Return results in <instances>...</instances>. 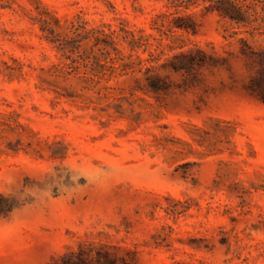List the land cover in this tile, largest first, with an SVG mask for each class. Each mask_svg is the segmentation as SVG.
<instances>
[{"label":"rangeland","instance_id":"rangeland-1","mask_svg":"<svg viewBox=\"0 0 264 264\" xmlns=\"http://www.w3.org/2000/svg\"><path fill=\"white\" fill-rule=\"evenodd\" d=\"M184 2L0 0V264H264V103L162 66L264 50V0L246 25Z\"/></svg>","mask_w":264,"mask_h":264},{"label":"trees","instance_id":"trees-1","mask_svg":"<svg viewBox=\"0 0 264 264\" xmlns=\"http://www.w3.org/2000/svg\"><path fill=\"white\" fill-rule=\"evenodd\" d=\"M199 1H202V9L204 11L214 13L220 19H229L243 25L249 23L248 9L250 8V3H245V0H185L184 4H198ZM167 21L168 23L162 24L167 29L175 27L192 34L195 33V24L187 22L182 16L172 15V18L167 19ZM241 41L242 44L237 53L227 50L221 55L215 56L199 47L188 48L173 54L162 66L170 69V71H178L192 66L216 64L219 69L227 72L231 85L235 89L264 103V50L254 49L245 39H241ZM232 56L245 57L242 66L243 71L238 73L228 63V58ZM154 75L155 77L150 80L153 84L158 79L157 76L159 74ZM76 259L74 261L58 257L54 259V264H113L112 258L109 256L104 257L105 261L101 262L100 255H97L94 260H89L82 256L81 253H78Z\"/></svg>","mask_w":264,"mask_h":264}]
</instances>
